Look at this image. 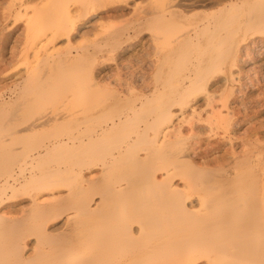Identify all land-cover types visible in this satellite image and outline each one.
<instances>
[{"label": "bare ground", "instance_id": "6f19581e", "mask_svg": "<svg viewBox=\"0 0 264 264\" xmlns=\"http://www.w3.org/2000/svg\"><path fill=\"white\" fill-rule=\"evenodd\" d=\"M52 1L26 25V48L38 55L67 37L50 57L72 72L70 93L50 98L46 71L32 82L44 58L9 89L18 97L0 116V264H264V0H209V14L197 10L206 0H151L144 16L80 46L74 31L110 0ZM144 26L152 59L120 62L126 81L98 77L96 61H117ZM230 134L240 142L223 166L211 151Z\"/></svg>", "mask_w": 264, "mask_h": 264}, {"label": "rangeland", "instance_id": "374dc122", "mask_svg": "<svg viewBox=\"0 0 264 264\" xmlns=\"http://www.w3.org/2000/svg\"><path fill=\"white\" fill-rule=\"evenodd\" d=\"M47 1H51V0H43V1L42 0H31L28 2H26V0H0V102H3L0 105L4 106L6 104L4 106L5 109L0 106V116L1 115L7 116L8 113L10 114L12 108L8 107L9 103L13 102L14 98L17 99V97H18L17 94L10 93L9 89L11 87H13L14 84L16 85L18 82H20L21 80H26L28 78V72H30V70H32V69H36V67H34V65L38 62L39 59L41 60L42 58L46 59L48 61V63H46L45 65L43 64L40 67V71H39V69L35 71L34 75L36 77H32L33 78L32 82L33 83L37 82L39 80V76L42 77L41 74H43V71L44 72L46 71V75H45L46 82L48 83V80L50 82H49V84H47L48 87L46 89H43V91L49 93L50 98H53L54 100H59L61 98H65L67 96V94L70 93V90L68 89L67 80L69 79V77H71L72 72H70V70L68 69V66L62 65V63L60 62V58H56L57 60H54V58L50 57V54H52L54 52L63 51V50H65V48L68 47L67 37L63 36V37L59 38L57 41H55L54 43H50L49 45L44 46L40 50L41 52L38 55L35 54L33 48H30V49L26 48L27 47L26 25H29V27H30L29 30H30L33 26V22H31V21H34L38 14H42L43 12L46 14L48 12L47 9H45V7H43V4H46ZM150 1L151 0H118L115 2V1L110 0V1H106V4L104 2V5H106V6H104V7L102 6V8H99V10L91 12L88 22H85L83 24L80 22V26H78L77 30H75L73 35H72L73 44L76 46L97 44L98 43L97 40L101 37V35H99V31H102V28L105 29L104 33H106V30H108L109 25L115 24L118 26H120V25L123 26L126 23L134 21L135 19H137L140 16H144L145 15L144 11L147 10V8L150 6ZM178 1L179 0H177L176 2H178ZM199 1L200 0H196V1L195 0H189V2H197V4ZM206 1H207L206 5L208 6V7L206 6L207 8L206 7L205 8H202V7L197 8V10L200 11L201 13H208L209 14L213 9L216 8V7L212 8L213 5H211V1L223 2V0H211V1L206 0ZM224 1L228 2L230 0H224ZM55 2H56V0L52 1V3H50V5L54 4ZM70 3H71L70 9L73 10L76 5L73 2H70ZM21 4H23V5H21ZM113 7H117L119 9V10H117V12H118L117 15H119V16H117V17L113 16V15H111L112 17L108 16V15L113 14V13L112 12L107 13V10H109V9L112 10ZM113 10H114V8H113ZM208 10H210V11H208ZM114 11H116V9ZM91 14H93V15H91ZM115 14H116V12H115ZM95 20H97V21H95ZM191 22L192 23L196 22V20H191V21H188L187 23L189 24ZM101 25H104V27H101ZM39 34H38V31L36 29H33L30 33L31 38L29 37L30 38L29 41H33L34 39L38 40L37 37ZM256 35H259V34H256ZM150 40H151V31L148 27L144 26V29L141 31V33L137 37L133 38L127 44L125 43L122 46L123 49L121 48L116 53V58L118 59L117 61L116 60H109L104 64L101 63V60L96 61L95 73L97 74L98 77H100V75L103 77H105V75H108V78H109L108 81H111V82L115 81V82L111 83V85H114L119 79L121 81L122 80L126 81L127 76H129L130 72H132V71L119 69L118 66L120 67V62L121 63H128L129 61H131L133 63H138V62H140L141 64L147 63L150 59H152L149 55L151 53L150 48H151V44H152V42ZM106 52L107 51H105L104 53H106ZM83 55H85V54H83ZM44 56H46V57H44ZM12 57H14V58H12ZM84 57L86 58V55ZM100 59H102V58H100ZM56 64H58V65H56ZM54 67H55V69H54ZM100 69L104 73L106 71L107 72L105 74L103 72L100 74ZM139 69H140V67H139ZM110 71H112V72H110ZM138 71L139 70L133 71V73L137 74ZM110 73H112V74H110ZM115 74H117V75H115ZM121 74H123V75H121ZM82 76H83V72L79 73L77 78H82ZM115 76L118 77V80H117V78L115 79ZM216 76L217 77L219 76L218 78L220 79L223 77V74H221V73H220V75L217 74L213 77V79ZM218 78L216 79L217 81L214 79L216 85L214 84L213 86L216 89V92H218L220 90L216 94H221V92L224 90L225 85L223 86L224 80L219 81ZM8 96H9V98H8ZM4 98H6V99H4ZM202 101L200 103H202ZM200 103H197V104L199 105ZM217 103L218 104L222 103V101L220 100L219 97H218ZM197 104H196V106H197ZM192 105L195 106L194 103ZM63 111H65L64 113H66L68 111L67 105L64 106ZM2 118L3 117H0V124L2 123V120H3ZM257 118L260 120L254 119V121H248L245 123V127L252 126L256 123L259 124L260 121H262V123H264V114L261 116H258ZM46 129H48V128H46ZM263 130H264V128H263ZM234 137L232 134H230V136L225 135V137H224V135H222L220 137L221 139H217L219 142L222 141L221 146L218 147L216 150H214L215 152L214 151H211V152L213 153L214 156L218 157V159L222 157L221 160H223V161H222V163L221 162L219 163L220 165H223V166L226 165L227 153H225V150L230 148L231 143L234 142L238 146V143L240 141H239V139H236ZM213 142H215V141H213ZM206 147H208V146H206ZM212 166L213 165L208 166V169L214 167V166L213 167ZM162 171H165V170H162ZM162 174H163L162 172H159L158 176L161 177ZM178 181H179V183H178ZM177 183L179 185H181L180 183H182L181 179L178 176L175 177L173 180V184L178 185ZM58 189L65 190V188H58ZM63 220H62V218L60 220H58L56 222L57 225L63 224ZM31 241H33V240L31 239ZM205 260H206V258L199 259V261H205ZM199 261L196 260L193 264H195ZM224 263H225V259L223 258L222 260L220 259L217 264H224Z\"/></svg>", "mask_w": 264, "mask_h": 264}]
</instances>
